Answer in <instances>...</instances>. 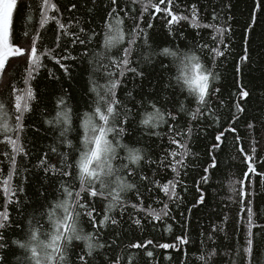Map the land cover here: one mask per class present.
Segmentation results:
<instances>
[{
	"label": "snow or ice",
	"instance_id": "6c2138e0",
	"mask_svg": "<svg viewBox=\"0 0 264 264\" xmlns=\"http://www.w3.org/2000/svg\"><path fill=\"white\" fill-rule=\"evenodd\" d=\"M261 17L0 0V264H264V137L241 134L264 127ZM225 156L233 215L194 224Z\"/></svg>",
	"mask_w": 264,
	"mask_h": 264
},
{
	"label": "trees",
	"instance_id": "16d2710c",
	"mask_svg": "<svg viewBox=\"0 0 264 264\" xmlns=\"http://www.w3.org/2000/svg\"><path fill=\"white\" fill-rule=\"evenodd\" d=\"M68 0H60L61 4L67 3ZM236 2V18L243 24V22L248 18V14L250 11V5L252 0H234ZM237 33L236 42L239 44L240 42V25H236ZM253 39V46L259 51L262 44H264V17H261L255 27ZM253 76L258 77L260 74L253 73ZM259 83V81H255ZM228 83H231V79H229ZM260 107H264V102L261 104L253 103L249 107V115L250 116H259L262 120H264V113L260 112ZM256 125V131L248 134V130H244L241 134L245 136V141H249L252 137L256 139H260L264 137V127H261L260 121H251ZM234 151V149H233ZM225 163L221 166V172L217 174V177L213 180V187L208 188L207 196L208 203L206 206L201 207L200 211L197 212L196 216L193 218L192 223L201 224L207 227L210 223H220L224 215H228L231 219L233 215L232 209L234 208L231 205L230 196H231V187L230 185L234 182L235 177L232 175L233 172H236L239 175L238 167H233L231 164L227 163V156L222 158ZM189 184L191 185V180H189ZM207 187V186H206ZM196 196L194 189L188 194L187 199L191 201ZM176 230H179L178 225L174 226ZM164 250H161L163 252ZM166 254V253H165ZM158 255H160L158 253ZM161 264H167V261L164 260L163 256H160ZM141 264H144L142 261Z\"/></svg>",
	"mask_w": 264,
	"mask_h": 264
}]
</instances>
